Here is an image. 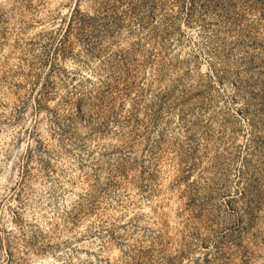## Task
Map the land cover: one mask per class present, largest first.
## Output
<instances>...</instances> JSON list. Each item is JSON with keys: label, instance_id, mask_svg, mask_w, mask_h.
Segmentation results:
<instances>
[{"label": "rangeland", "instance_id": "374dc122", "mask_svg": "<svg viewBox=\"0 0 264 264\" xmlns=\"http://www.w3.org/2000/svg\"><path fill=\"white\" fill-rule=\"evenodd\" d=\"M0 264H264V0H0Z\"/></svg>", "mask_w": 264, "mask_h": 264}]
</instances>
